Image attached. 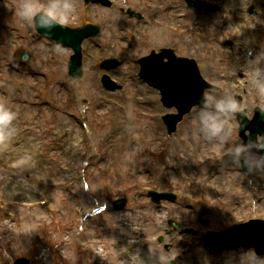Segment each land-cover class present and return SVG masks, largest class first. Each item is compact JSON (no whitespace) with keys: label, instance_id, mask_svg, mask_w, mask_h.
<instances>
[{"label":"rangeland","instance_id":"rangeland-1","mask_svg":"<svg viewBox=\"0 0 264 264\" xmlns=\"http://www.w3.org/2000/svg\"><path fill=\"white\" fill-rule=\"evenodd\" d=\"M117 1L122 3V0ZM139 1L145 0H131L132 3ZM239 1L235 5H241L240 14L244 23L247 21L249 24L248 28L232 20L231 14L229 21L227 13L222 9V12L205 16V29L194 30L206 35L205 41H201V36L192 34L182 38L169 37L164 32L165 28L181 24L175 16L185 10L176 8L170 11L166 7V10L160 13L153 11L152 16L149 12L143 14L145 19L152 17L160 21L161 25L158 28L150 25L140 33H150L151 29L157 34L160 33L157 39L163 40L167 48L176 47L177 56L195 59L202 76L208 81L225 89L226 85L229 86L226 80H229L232 87H238V96L243 97V101L240 99L239 102L241 111L247 113V104L251 100L248 94L244 96L243 90L251 89L249 81L252 77L245 83L240 81V74L247 70V67L243 68V62L255 57L254 54H248L247 50L262 47L264 43V0H258L257 3L255 0ZM159 2L161 1L155 3ZM20 3L21 0H0V101L7 102L16 112L15 130L22 127L31 128L32 133L28 136L36 141L27 136L25 142L28 144L25 148L18 147L7 159L0 156V240L7 237L15 240L23 250L20 255L13 252L11 241L0 245L8 256L3 264H14L20 258L27 259L29 264H87L75 251L74 246L83 243L86 247L90 242L97 240L107 243L103 247L104 259L100 258L99 263L110 264V253L123 252L128 247L132 253L114 260V263L138 264L135 257L138 256L144 264H156L155 257L151 256L150 252L153 248L164 250L156 241L158 237H164V244L170 247L169 252L165 251L169 253L168 257L188 249L183 252L186 257L181 259L180 264H195L193 256L199 258V263L196 264H220V259L225 261V256L218 257L216 252L207 253L203 248L194 249L193 243L197 241L194 237L197 235L187 234L186 227L191 225L200 232L210 227L224 230L230 219L247 216L249 209H253L250 191L258 190L257 186L250 184V177L239 175L238 166L230 156L223 163L206 165V158L216 159L221 152L195 134L194 111L192 115L185 117L178 127V133L168 141L169 143H164L162 123L147 118L153 113H164V109L160 104L154 106L144 100L139 104L135 101L137 95L143 96L146 93L144 87L131 83L129 71L132 54L128 49V42L131 40L129 36L101 35L96 40L85 43V77L82 83L74 86L66 75L69 50L40 39L32 27L21 22L16 15ZM72 3L75 11L69 19L71 22L78 21V16H81L83 10L80 1L72 0ZM230 6L233 7L234 4L230 3ZM251 6L255 7L256 16L247 13V8ZM90 12L99 11L93 8ZM100 12L103 18H109L108 14H111L105 10ZM114 14L118 18L122 17L119 12ZM194 18L195 16L190 22ZM197 22L199 25L202 23L199 19ZM222 25L226 26L228 32L234 31L239 35L247 58L242 56L235 60L228 48H220L211 42V38L219 34L218 30ZM126 26L120 24L119 33L123 32L122 29ZM143 45V41L137 42L134 52L144 51V48H138ZM23 52L28 53V58L20 65ZM109 55L118 57L121 62L120 68L114 72V79L124 85L123 90L113 93L102 90L99 72L94 68L98 58ZM249 55L252 57L248 58ZM47 76L50 77L49 83L44 81ZM105 101L109 102L104 103ZM84 102L88 103L87 126L90 129L85 135V140L75 120L67 117V112L77 116ZM33 130L36 136L33 135ZM66 131L69 135L62 140ZM230 137H234L233 134ZM138 138H144L146 143L140 144ZM23 139L25 138L20 137L17 144L23 142ZM54 141L63 146L59 149L52 147ZM231 145L229 138L226 149H230ZM11 147L13 146L1 149L11 151ZM163 149H167V154L155 159L154 154ZM83 151L88 156L97 152L102 154L99 161L87 164L85 185L77 182L82 171L79 155ZM49 156L54 158L51 162L48 161ZM165 157H169L166 166H170L172 160L178 158L175 160L176 166L184 167L192 177L191 182L183 184L178 181L175 170L165 171L164 165L160 164ZM22 162L26 164L17 165ZM213 162L215 160L209 163ZM162 171H165L166 175L170 174L168 182H161ZM69 183L74 184L72 190L81 191V194L76 193L74 197L73 193L70 196L66 191L68 187H65ZM262 184L260 182L259 191ZM206 185L213 187L219 196L205 188ZM87 186L91 190L90 193L82 192ZM111 186L122 191L145 186L161 190L168 187L182 190L189 188L195 190L198 198L203 197L206 200L199 199L196 208L189 211L187 204L180 201L173 205L163 203L159 209L147 197H140L137 199L138 205L134 206L128 202L126 209L117 214L111 210L113 200L98 202L97 208L94 202L99 198L98 193ZM233 198L240 202V205L235 207L238 204L235 201L231 216L228 215L229 209H224L222 203ZM41 200L47 201V206L57 213L54 215L59 216L51 217V214L41 208L30 210L2 205L9 202L36 204ZM93 208L100 211L81 218L82 213L89 214ZM104 213L111 215V220H104ZM170 221L176 225L174 229L171 224L168 226ZM133 234H138L139 238H132ZM64 238L68 239L65 246ZM145 240L151 243L150 247H145ZM63 246L67 252L56 250L62 249ZM145 249H148L149 253L145 254Z\"/></svg>","mask_w":264,"mask_h":264},{"label":"clouds","instance_id":"clouds-1","mask_svg":"<svg viewBox=\"0 0 264 264\" xmlns=\"http://www.w3.org/2000/svg\"><path fill=\"white\" fill-rule=\"evenodd\" d=\"M75 11L72 0H21L16 15L21 22L27 23L34 30H43L45 35L59 25L65 24ZM264 52L259 53L248 62L246 72L252 77V86L264 92ZM195 134L220 150L222 155L231 157L233 163L246 169L248 174L256 173L264 176V155H255L264 152V133H258L255 138L247 136V142L238 139L227 147L234 125L232 121L241 111L238 100L231 95L216 94L208 89L201 93L199 102L193 106ZM16 112L5 101H0V142L8 141L15 132L14 122ZM264 120V114L261 115ZM242 161V164H241ZM10 235V234H9ZM11 241L10 247L17 255L22 254L19 242L9 239L0 240V245ZM168 254L164 250L153 248L150 252L155 257L156 264H171ZM138 264L144 261L135 256ZM7 252L0 247V264L7 259ZM124 264V262H123ZM224 264H264V255L258 254L252 246L238 245L225 254Z\"/></svg>","mask_w":264,"mask_h":264},{"label":"bare ground","instance_id":"bare-ground-1","mask_svg":"<svg viewBox=\"0 0 264 264\" xmlns=\"http://www.w3.org/2000/svg\"><path fill=\"white\" fill-rule=\"evenodd\" d=\"M237 2H240L239 0H229V3H231V4H234V6L233 7H231L230 6V8H232V10H235V8H237V7H241V5L239 4V6L238 5H235V3H237ZM237 11V10H236ZM237 20H239L238 21V23L241 25V26H245L246 25V27L248 28L249 27V24H247V21H245V23H244V20H243V18H242V16L240 17V16H238L237 17ZM27 144V142H23V145H26ZM229 172H231V170L229 171ZM261 176L262 175H255V177L257 178V179H260L261 178ZM234 204V202L231 204V205H233ZM240 205V202H238V204L235 206V207H238ZM134 236H135V239H138L139 238V235L138 234H133ZM199 245H202V244H199ZM207 253H212L213 251L211 250H208V249H206L205 250Z\"/></svg>","mask_w":264,"mask_h":264}]
</instances>
